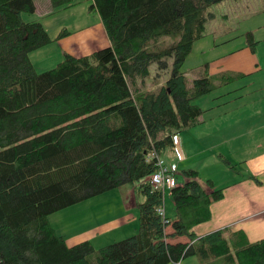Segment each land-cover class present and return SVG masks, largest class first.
Wrapping results in <instances>:
<instances>
[{"label": "trees", "instance_id": "1", "mask_svg": "<svg viewBox=\"0 0 264 264\" xmlns=\"http://www.w3.org/2000/svg\"><path fill=\"white\" fill-rule=\"evenodd\" d=\"M80 1L48 0V13ZM90 1L110 44L88 55L64 53L55 67L37 72L29 53L51 37L40 21L22 17L35 14L34 0H0V264H176L190 256L200 264H264V239L193 230L210 219L222 188L206 191L197 171L184 169L185 180L169 191L170 219L157 213L163 193L148 182L156 169L146 161L151 143L169 154L171 134L202 114L195 100L243 76L224 74L215 83L205 67L186 86L182 65L204 36L208 7L223 0ZM245 36L254 49L257 41ZM169 57L163 86L132 92L150 63L162 69ZM122 184L133 187L135 234L95 249L87 239L68 245L50 224L49 214ZM176 236L188 240L171 241Z\"/></svg>", "mask_w": 264, "mask_h": 264}, {"label": "rangeland", "instance_id": "2", "mask_svg": "<svg viewBox=\"0 0 264 264\" xmlns=\"http://www.w3.org/2000/svg\"><path fill=\"white\" fill-rule=\"evenodd\" d=\"M90 2V0H81L69 8L48 13L50 10L48 0H34L35 14L22 13L24 20L36 19L40 21L51 37L49 43L29 53L37 72L55 67L63 60L64 52L67 53L77 46L73 40L68 43L69 46L71 45L70 47L65 44L64 41L70 39L66 38L63 41V36H58L62 30L75 31L95 26L94 23L97 22L93 21L98 20L99 16L97 14V17L96 12L89 10ZM207 12L210 15L205 25L204 36L194 43L192 51L182 65L186 76V86L191 87L192 80L202 75L205 67L215 77V83L220 82V76L224 74L228 76L241 74L243 76L235 77L230 83L219 85L208 94L195 100L202 109V114L192 125L179 131L182 138L189 142L191 150H185L187 160L179 164L178 173L175 175L178 184L184 181L182 171L187 168L197 171V177L203 185H207L208 180L215 183L220 178L223 183L230 181L231 177L224 172V168L228 167L225 160L220 161L219 164L218 153L222 151V143L210 132L228 122V117L224 112L231 108L228 106L230 103H234L235 100L232 99L235 96L233 94L237 92L238 96L244 92L253 94L256 91L254 87L244 91L251 81L246 87L235 90L236 87L248 82V79L245 78L246 74L240 72L242 70H239L238 67L252 55H256L258 61H263L264 58V0H223L211 4ZM247 32L252 34L254 41H257L254 44V49L246 39L245 33ZM75 33L77 34V32ZM178 38L179 36L162 38L158 45L169 46ZM96 42L98 43L99 39H96ZM65 47L68 51L65 50ZM167 63V66L162 69L156 62L150 63L148 76L131 85L132 92L157 91L170 76L171 57L167 58ZM166 158L169 159L170 154ZM131 189L133 187L130 184L119 185L59 209L49 214L48 220L56 233L62 235L68 245L89 239L94 248L98 249L138 231L136 206H124L126 199L132 197L129 194ZM162 205L166 216L170 219L173 218L175 209L168 190L163 193ZM170 231V225L166 226L165 232ZM177 240L183 241L182 238ZM192 260L187 258L182 264H192ZM209 261L210 264H222L218 260Z\"/></svg>", "mask_w": 264, "mask_h": 264}, {"label": "crops", "instance_id": "3", "mask_svg": "<svg viewBox=\"0 0 264 264\" xmlns=\"http://www.w3.org/2000/svg\"><path fill=\"white\" fill-rule=\"evenodd\" d=\"M93 22H97L94 23V27L71 30L68 35L63 36V41L66 38L70 39L64 41L68 47L71 46L68 45L71 40L77 43V46L69 51L65 47L67 53L86 55L110 44L100 17ZM96 39H99L98 43ZM255 56L246 58V62L238 67L242 70L240 72L246 74L248 82L236 87L235 90L246 87L251 81L244 91L251 87L256 91L253 94L243 91L244 93L238 96L237 92L233 94L235 97L232 100L235 101L233 104L230 103L228 106L231 108L224 112L228 122L210 132L222 143V151L218 153L219 164L225 160L228 167L224 168V172L231 179L226 183H223L221 178L213 182L214 184L211 181L212 187H209L203 185L197 177L206 191L213 188H222L223 191V197L210 206V219L194 227L193 230L198 236L224 229L242 230L249 241L264 239V58L263 61H258ZM178 136L185 155V159L178 163L179 167L180 163L187 160L185 150L191 149L189 142L185 141L179 132ZM129 194L132 197L126 199L125 207L135 205L133 189L129 190ZM179 238H182V242L187 241L185 236L171 241H178ZM187 258L193 259L192 264H200V260L195 256ZM186 259L178 264H182Z\"/></svg>", "mask_w": 264, "mask_h": 264}, {"label": "built area", "instance_id": "4", "mask_svg": "<svg viewBox=\"0 0 264 264\" xmlns=\"http://www.w3.org/2000/svg\"><path fill=\"white\" fill-rule=\"evenodd\" d=\"M171 144L172 147L169 153V159L166 158L168 154L166 156L159 154L152 143L151 149L146 153V161L152 162L156 168L148 177V182L152 188L161 190L162 193H164L165 190L170 191L173 187L178 185L175 177L178 173V163L185 159L177 133L171 135ZM157 213L162 218L166 217L163 205L157 208ZM178 263L179 262L176 264Z\"/></svg>", "mask_w": 264, "mask_h": 264}]
</instances>
